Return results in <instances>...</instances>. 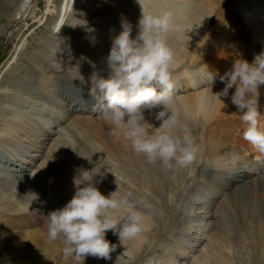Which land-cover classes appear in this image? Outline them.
I'll list each match as a JSON object with an SVG mask.
<instances>
[{
    "label": "rangeland",
    "instance_id": "obj_1",
    "mask_svg": "<svg viewBox=\"0 0 264 264\" xmlns=\"http://www.w3.org/2000/svg\"><path fill=\"white\" fill-rule=\"evenodd\" d=\"M67 1H71V4L69 5ZM136 1L138 0H0V166L2 171L6 168H11V166L15 168V164L18 163V171L14 172V174L18 176L24 174L22 176L25 177L22 179L25 180V189L31 191L33 194L44 192V198L51 201L56 210L62 209L67 202L71 200L70 195L61 197L56 188H51L46 179L40 176L38 177L37 172L38 167L43 164L48 153H50V155L52 154L50 150H63L64 154L60 155L61 159L58 162L64 160L67 170L74 173L76 176L81 169L90 172L94 170L96 176H94L93 182L98 190L106 197L109 196L110 193L117 191L118 187L122 194L130 193L131 196L129 199L135 210L139 211L144 218L145 227L142 231L144 235L141 233L139 236L141 238L147 235L150 239L149 243L145 244V248H143L138 255H135L134 252H132V248L129 246L125 247L131 251H126L125 254H123L125 249L122 246H118L116 251L111 253V257L115 260L114 264H198L200 260L206 261L201 259L200 255L208 253L210 254L208 258L209 262L207 261L205 263L200 261L199 263L264 264V207L260 208L261 214L259 213L257 218L248 217L246 214L247 212L243 208L241 210L240 208L236 209L229 207L230 211L226 213L223 211L224 216L222 217V213L220 214V212H218L220 215L215 213L213 218L206 220L200 219L201 221L199 219L196 220L195 224L202 223L209 227V231L207 230L206 232L207 235L205 234L208 239L205 241L201 240L199 243L203 242V244H205L197 248V250L184 253V251L186 252L185 234L189 232V230H187L184 225L183 228L180 227L179 229V219H186L189 215L196 214V210L203 207L204 204L207 205L206 201L199 206L197 205L198 207H192L189 196H193L198 192L204 193L203 196H205L210 192V181L202 180V182L206 184L204 187L200 186L198 183L196 184V181H198L196 173L204 172L205 167H207L205 165L206 163L208 165L207 161H209L207 158L204 159L206 162L201 159L202 156L206 154L203 151V139L212 137L218 145L220 144V148L221 145H224V148L229 145V142H227L228 139L218 142V139H222L224 134H221L220 130L213 126V122L209 116L210 109L207 108L206 112L201 110V114H197V117L184 118L180 114L183 123L190 129L199 147L201 157L197 156L195 163L189 167L190 169H182L183 171L185 170L184 172L181 169H178V172L176 169L179 177H176L175 181L172 179H170V181L168 180V184L166 183L165 186L162 187V189L165 187L168 189H161L162 191L158 190L157 193H155L156 189H154L156 186L153 183H149L151 182L150 179L144 180L148 182V184L144 181V183L137 181L135 179L136 177H133L134 174H140L141 176L148 175L149 170H147L146 166L150 163H148L142 155L134 153L130 142L123 135L118 137L112 135L110 125L101 116L98 117L100 119L97 120V123L89 124V120L94 121L92 118L97 117L94 112L85 111L74 114L72 111L74 105L78 103V99H86L89 96L91 87L92 75H90V68L87 67L89 65H84L82 61H79V52L80 48L82 49V44L86 42L87 47H84L83 50L85 53H89L90 50L93 52V48L88 42L95 41L93 44H95V48H97L101 54V58L99 62H97V68L100 72V76L107 78L108 69L106 57L110 53L112 38L117 35L118 28L122 25L120 21H124L126 18L130 17L131 20L133 19L130 22H136L138 27L143 10L145 14L162 15L164 13H171L172 15L174 27L168 34L167 39L169 46L174 51L175 57L171 71L172 79L174 78V85L176 82L178 85L182 83L181 80L174 77L181 70H188L190 72L193 70L195 73L196 71L197 73L198 71L199 73H204L206 70L213 76H216L211 84L216 82L218 86L217 92L222 91L225 87L220 77L232 67L234 61L237 59L236 56L233 58V55L232 59L224 56L223 53L218 52L216 47L213 48L211 45L220 38L219 30L223 32L225 27V34H228L230 22L238 23V19L245 20V17H242L243 15L240 13H244L243 5L245 2L249 4L251 0H226L224 3L218 1L217 4L209 5L206 7L209 11V15L205 17L199 14L195 28L184 25L183 20H180L181 16L187 11L184 5L177 3L180 5V9L177 11L178 7L168 3V8L166 10L163 9L164 3L158 8L156 3L157 0H141V3L139 1L135 4ZM165 1L168 2V0ZM252 1L257 2V4L261 6L264 5V0ZM29 5L32 11H27L31 13L28 12L26 16L22 15ZM198 6L199 5L195 8H198ZM237 7H239L240 10H237ZM67 8H69L67 16L64 17L61 11L67 10ZM195 8L191 9L192 17L199 13ZM176 12H179L180 16L177 15ZM236 12L239 13L238 16H235ZM246 16L250 17V13L248 12ZM62 23L64 28L63 25L61 26ZM217 27L219 28L217 29ZM260 27L261 25L258 23L256 28L259 29V34L258 32L255 34L253 30H249L248 34L250 35L245 42V44L249 43L254 51L257 50V54L264 52V29L261 32L260 30L262 28ZM113 29L118 30L113 31ZM134 37L136 36H132V38ZM99 38H101L100 41L98 40ZM81 40H83V42L80 45ZM86 44H83V46H86ZM183 46L184 57L181 59V57L178 56V50ZM207 46L211 47L207 49ZM175 60L182 65V69H179L178 66L174 67V63H176ZM247 61L251 63L253 58L250 57ZM196 64H200L201 66H195ZM215 65L220 67L215 69ZM219 68H221V71H219ZM194 78L196 84L192 87V90L185 92L181 86L178 89L179 91L174 94L175 98L182 95L186 96V94L190 95L192 94L191 92H198L203 90V88L207 89L209 84L206 78H201V75ZM199 85L201 87H199ZM48 90H50V92H47ZM230 92L232 94L234 91L230 90ZM204 95L208 97V91H206ZM230 98L231 96L229 97V104L233 107L234 105L231 104ZM56 100H62L66 106L63 109H58L56 107ZM3 109L7 111L4 113ZM67 110H69V112L65 113L64 111ZM160 110L162 109H155L153 111L158 112ZM259 113L258 123L260 124L261 130H264V128L262 129V127H264V109L260 108ZM24 114H27L26 118L23 117ZM238 118L240 119V116H238ZM145 119L152 124L153 127H160L161 122L157 121L155 116L148 111H145ZM100 120H103L101 125L98 123ZM48 121L50 123H47ZM16 124H18L17 133L13 130ZM86 124L91 127L89 128ZM204 124L206 125L205 128L203 127ZM38 125L45 126L47 130H44V127L42 128ZM32 129L37 132V134H31ZM207 129L213 130L208 132ZM38 133L40 135L44 134L42 136L48 137V139H40L37 136L39 135ZM12 135L14 136L13 142L15 141L12 145L15 150L12 149V146H8L2 141ZM236 135L235 139L239 140L238 133ZM214 137L216 138L214 139ZM235 139H233V141L237 142ZM57 142L62 144L60 148L54 147L53 144ZM235 142H233L232 145L236 148V157L240 159L244 157V155L240 153L243 146L237 143L236 145L234 144ZM104 147L106 150H104ZM20 149V154L27 149L29 151H27L28 156H31V158H34L32 155L39 154H41L43 158L37 160L38 158L35 157L34 160H32L30 168L28 167L25 172L23 168L24 164L27 163L23 160L18 161L17 154L15 153ZM109 149L113 152L108 151V153L107 150ZM75 150L84 153H76L74 155ZM88 151H92L93 154L90 153L88 155ZM239 154L241 155L239 156ZM89 158L92 159L93 162L90 161V163H88ZM77 159L81 160L76 161ZM243 162L244 160L242 164ZM152 165L155 166L159 164ZM251 165L255 167L257 164L251 163ZM247 167L248 165L242 168L245 170ZM257 168H259V166H257ZM54 169L56 170L57 167L55 166ZM51 172H54V170L51 169ZM11 174L12 173L9 171L6 173L3 172V175L7 177L6 179H8V181L12 179V181H16L19 179ZM262 174L250 180H259ZM145 178L146 176L144 179ZM102 179L109 185L104 184ZM68 180L69 178H67V182H71L74 187L73 179H71L72 181ZM68 183L66 185L67 193V188H71L68 187ZM142 183L143 185H141ZM181 183L182 185L180 186L179 184ZM107 186H110V188L114 187V189H108ZM218 188L222 190L220 187ZM183 194L184 196H182ZM226 197V194H223L221 199L224 198V200H226ZM259 197H261L259 200H263L264 194ZM211 198L212 197H207V199ZM214 200L216 202L215 198L212 201ZM231 201H234V199ZM210 203L212 202L210 201ZM215 206H217V204ZM232 209L238 211L232 213ZM163 212L165 215L168 213L169 216L172 215L173 217H170L171 219L168 218L167 221L169 223H167L165 227L162 226L163 222L159 219L160 216L164 214ZM248 218L252 219V221L249 222ZM2 220L4 219L2 218ZM152 220L154 221L153 224L151 223ZM175 220H178V222H175ZM204 221L205 223H203ZM22 222V225L21 222L18 223L15 221L4 223L0 226V233L6 232L12 234L16 233L19 229L36 230V228L39 227L35 226L36 228L31 229L24 223L26 221ZM158 222L160 223V229L157 227ZM212 222L213 225H211ZM147 225L151 226L150 229H147ZM156 227L159 230L156 229ZM190 235L192 236L189 238L192 237L193 239L194 232L191 231ZM106 238L112 244L116 243L119 245L118 236L113 235L111 231L106 234ZM189 240L190 239H187V241ZM13 248L15 247L13 246ZM206 248L208 249L205 250ZM26 255L27 254L21 255L19 259L16 258V260H19H17L19 264H26L27 262L25 263V261L27 260L29 263L32 256L29 255L26 257ZM36 259L38 264H43V255L36 257ZM13 260H15V258H13ZM5 261V263L11 264L10 259H6ZM211 261H213V263ZM47 262L46 264H51L50 261L47 260ZM72 263H74L73 259L71 262L61 261V264ZM0 264H3V262L0 261ZM84 264H98V261L97 258L92 259L91 257H87Z\"/></svg>",
    "mask_w": 264,
    "mask_h": 264
},
{
    "label": "clouds",
    "instance_id": "obj_2",
    "mask_svg": "<svg viewBox=\"0 0 264 264\" xmlns=\"http://www.w3.org/2000/svg\"><path fill=\"white\" fill-rule=\"evenodd\" d=\"M121 27L106 57L108 77L97 73L91 77L92 110L110 125L112 135H123L134 153L148 163H158L165 170L187 169L195 163L199 148L174 108V51L167 39L174 27L172 15L145 14L143 10L135 39L129 23L122 22ZM220 80L225 87L215 96L228 98L234 89L230 99L246 125L243 138L264 155V131L258 123L264 52L251 63L235 60ZM145 111L161 122L159 128L145 119ZM94 176V170H79L71 200L43 216L49 241L62 242L65 258H72L74 264H84L89 256L110 260L118 246L125 249L123 254L131 251L125 246L145 227L143 215L129 199L131 194H122L118 187L106 197L95 186ZM109 231L118 236L119 245L106 239Z\"/></svg>",
    "mask_w": 264,
    "mask_h": 264
},
{
    "label": "bare ground",
    "instance_id": "obj_3",
    "mask_svg": "<svg viewBox=\"0 0 264 264\" xmlns=\"http://www.w3.org/2000/svg\"><path fill=\"white\" fill-rule=\"evenodd\" d=\"M139 1L140 0L136 1L135 4L138 3ZM173 1H175L176 3ZM173 1L168 0V2H166L165 0H157L156 3H157L158 8L161 7L162 4L164 3L163 9H165V10L168 8L167 3L172 5V6H176V7H178L177 11H179V9H180L179 8L180 5H178L177 3L184 5V8H186L187 11L184 13L183 16H181L180 20H183L184 25L195 28V24L198 21L199 14L201 16H205V17L209 15V11L206 7H208L209 5L217 4L218 1L220 3H224L226 0H173ZM68 4L70 5L71 1H69ZM197 5H199L198 8H195ZM193 8H195V10L197 9V11L199 12L194 17L191 16V9H193ZM68 9L69 8H67V10L61 11L62 14L64 15V17L67 16ZM238 9L240 10L239 7H237V10ZM243 9H244L243 10L244 13H240V14L243 15L242 17H245V20L243 21L241 19H238V23L230 22V25H229L230 28H228L229 29L228 34H225L226 33L225 27L223 29V32L221 30H219L220 31L219 32L220 38L218 39V41H216L215 43H213L211 45V46H213V48L216 47L218 49V52L223 53L224 56H226L230 59H232V55H233V58L236 56V59L248 60L250 57L254 59V56L257 55V53H256L257 50L254 51V49L251 48V46L248 42H247L248 44H245L246 39H248L249 38L248 36L250 35V34H248V31L253 30V32H255V34H257L259 29L256 28V25H258V23H259V25H261L260 28H262L260 31L262 32V30L264 29V27H263L264 26V8H262V7L260 8L259 6L252 7V5L250 3L248 4L245 2V4L243 5ZM27 10L32 11V9H30V5L22 13V15L26 16L27 13L30 12ZM245 12H247V13L249 12L250 17L246 16L247 13H245ZM176 13H177V15L180 16L179 12H176ZM238 15H239V13L236 12L235 16H238ZM132 20L129 17V18H126L124 21H120V22L121 23L122 22L129 23L132 26V36H134V35L137 36V34H138L137 23L136 22L131 23L130 21H132ZM253 20L258 21V22H255ZM62 25H63V23L61 24V26ZM61 26H60V29H61ZM63 28H64V25H63ZM218 28L219 27H217V29ZM118 29H113V31L118 30L117 35L122 31L121 25L119 26ZM259 33L260 32H258V34ZM117 35H115V36H117ZM256 38H257V36H256ZM256 38H254V39H256ZM96 39H97V36H96ZM98 40L100 41L101 38H99ZM249 40H251V39H249ZM82 42H83V40H81L80 45L82 44ZM88 43L92 46L93 52H92V50H90L89 53H85L83 48L87 47V44H86V42H84L83 44H86V46H83V44H82V46H81L82 49L80 48L79 61H82L84 65H89L87 67L90 68V70H91L90 75H93L94 73H97L98 75H100V72L97 68V62H99V60L101 58L100 51H98L97 48H95V46H94L95 44H93V43H95V41H90ZM211 46H207V49ZM69 49H71V48H69ZM255 49H257V48H255ZM178 56L181 57V59L184 57V46L178 50ZM220 56H222V55H220ZM180 61L184 62L183 60H180ZM229 61L232 62L231 60H229ZM175 62H176V60H175ZM174 64H175L174 67L178 66L179 69H182L181 64H179L177 62ZM184 65H185V63H184ZM199 65L200 64H196L195 66L199 67ZM218 65H215V69L217 67H220ZM208 68H210V67H208ZM211 69H213V68H211ZM171 71H172V69H171ZM219 71H221V68H219ZM192 72H193V70H192ZM192 72H190L188 70H181L179 73L177 72L178 74H176L174 77L178 78V80H181L182 83L180 85L176 84L177 82L175 83L174 94H176L179 91L178 89L181 86H182V89L185 90V92L191 91L192 87L196 84L194 77H198L200 75H201V78L207 79L209 86L207 87V89L203 88V90H200L198 92H196V91L191 92L192 94H190V95L186 94V96L182 95V96L175 98L174 108L177 109L180 112V114L182 115V117H184V118L197 117V114H201V110L203 112H206L207 108L210 109L209 116L213 122V126L217 129H219L221 134L226 135V136L223 135L224 139L223 138L222 139L220 138L221 140L218 139V142L219 141H225L226 139H228L227 142H229V145L227 144L228 147H226V148H224V145H221V148H220L219 147L220 144L218 145L216 143V141L213 140L212 137H210L208 139L207 138L203 139V143H202L203 144V151L206 154H204L201 159L204 160L205 158H207V160H209V161H207L208 165L206 163L205 166H207V167H205L204 172H198L197 171L198 173H196L195 170H194V172L197 174L196 176L198 178L197 179L198 181H196V184L198 183V184H200V186L204 187V186H206V184H204L202 182V180L210 181L209 182V186H210L209 191L210 192L207 193L205 196H203L204 193H202V192H198V193H195L193 196H189V201H190V203H192V207L197 206V205L199 206L202 203H205L206 201H207V205L204 204L203 207L197 209L199 211L196 210V212H197L196 214L189 215L186 219H182V220L179 219V229H180V227L183 228V225H184L185 228L187 230H189V232H187L185 234L186 239H184V240H186L185 241L186 252L184 251V253H190L192 251L197 250V248H199L205 244V243L203 244V242L202 243H199V242L201 240L205 241L208 239L206 237V235H207L206 232H207V230L209 231V227H207L205 224L203 225L202 223L195 224L196 220H198V219L199 220L200 219L206 220V219L213 218L215 216V213H218V212H220V214L222 213L221 214V217H222V216H224L223 211H225L224 213L230 211L229 207L236 208V209L240 208L241 210L243 208L247 212L246 214L248 215V217L257 218V215H259V213H260V208L264 207V199L259 200L261 198L259 196L264 194V155H262L255 147H253L252 144H250L248 141H246L243 138V133L246 129V125L238 118L239 113H238L237 108L235 106L231 107L229 104V97L231 96V92H230L228 98H219V97L215 96V94L218 93L217 92L218 86H217L216 82L214 84H211V83L213 82L214 77L216 78V76H213L211 73H209L206 70H205V72L203 71L204 73H199V71H198V73H197V71H196V73L195 72L192 73ZM40 82H41V80H40ZM183 87H185V88H183ZM199 87H201V86L199 85ZM206 91H208V97H206L204 95V93ZM233 91H234V89H233ZM47 92H50V90H48ZM260 92H261V95H260L259 110H260V108L264 109L263 87L261 88ZM14 100H16V99H14ZM221 100L223 103L221 102ZM85 101H86V103H85ZM92 105H93V100L89 96L86 99L80 98V99H78V103L76 105H74V109L72 108V111L74 114L82 113L85 111L94 112L92 110ZM65 106L66 105L62 100H56V107L58 109H63ZM3 110H4V113L7 111L5 109H3ZM64 112L68 113L69 110L64 111ZM94 113L97 115V117L92 118V119H94V121L89 120V124L97 123V120L100 119V118H98L100 115L97 112H94ZM26 115L27 114H24L23 117L26 118ZM4 116H5V114H4ZM0 117H1V115H0ZM90 118H87V119H90ZM47 123H50V122L48 121ZM98 123H100V125H101V123H103V120H100ZM38 126H41L42 128L44 127V130H47V128L43 125H38ZM205 126L206 125L204 124L203 127L205 128ZM263 128L264 127H262V129ZM13 130L15 131V133H17L18 124L15 125V128H13ZM212 130L213 129H207L208 132H211ZM262 131H264V130H262ZM32 133L37 134V132H35L33 129H32L31 134ZM237 133H238L239 140L235 139V136H237L236 135ZM42 135H44V134H42ZM42 135L39 134L37 136L40 139H44V140H46L45 138L48 139V137H45ZM215 138L216 137H214V139ZM233 139H235L237 142L233 141ZM13 140H14V136L12 135V136H10V137L2 140V141L4 143H6L8 146H12V149L15 150L13 148V145H12L15 142V141L13 142ZM49 140H47V141H49ZM58 142L53 144L54 147L60 148L62 146V144L58 143ZM233 142H235L234 144L237 143V144L243 146V149L240 151V153L242 155H244V157H242L240 159H238L236 157V155L234 154V150L236 148H235V146L233 147V145H232ZM113 149H115V148H113ZM77 150H79V149H77ZM77 150L74 151V155L76 153H84V152H80V151L77 152ZM104 150H106L105 147H104ZM22 151H23V149H22ZM27 151L28 150L25 149V151L21 154H20L21 149L18 150V152L14 151L17 154L18 161L23 160L25 163H27V164H24V168H23L25 170V172H26V169H28V167L30 168V166L32 164V160H34L35 157L38 158L37 160H41L43 158V156L41 154L32 155L34 158H31V156H28ZM108 151L113 152L111 149L107 150V152ZM50 152H52V154L50 155V153H48L47 157H45L46 159L43 162V164L38 167V172H37L38 177L40 176L43 179H46L48 181L49 185L51 186V188L55 187L58 194L61 197L62 196L64 197V195H66V196L70 195V197L72 198L75 194V186L73 187L71 182L68 183L67 178H69L68 181H70L71 179H74V177H76V175L74 173H71L69 170H67V167L65 166L66 164L64 163V160L62 162H58L61 159L60 155L64 154L63 150H61V151L60 150L59 151H57V150L51 151L50 150ZM42 153H43V151H42ZM90 153L93 154L92 151H88V155ZM241 154H239V156ZM247 155H249V156H247ZM199 156L201 157V154L198 152V157ZM84 159H85V157H84ZM79 160H81V159H79ZM79 160L77 159L76 161H79ZM86 160H87V158H86ZM243 160H244V162L242 164ZM74 161H75V159H74ZM90 161H92V159L89 158L88 163H90ZM80 162H82V161H80ZM251 163L257 164V165L254 167L251 165ZM86 165H87V163H86ZM247 165H248V167L244 170L242 167L247 166ZM15 166H16L15 168L12 166L9 169L6 168V169H4V171H2V168L0 166V226L3 225L4 223L11 222V221H15L18 223L21 222V225H22L23 224L22 221H26L24 223L26 225H28V227L31 229L36 228L35 226H39V227L36 228V230L19 229L16 231V233H12V234H8L6 232L0 233V261L3 262V264H7V263H5L6 262L5 260L10 259L11 264H19L18 259L20 258V256L27 254L26 257L30 255V256H32L31 257L32 259L29 260V263H28V260L25 261V263L27 262L26 264H38L36 257H39L40 255H43V264L48 263L47 260L50 261L51 264H61V261L71 262L72 258H65L62 242H60V241L50 242L48 237H47V234H46L43 216H46L50 211L56 210L54 208V204L51 201L46 200V198H44V192H41L40 194L39 193L33 194L31 191L26 190L25 186H24L25 180L22 179L25 176H22V175H24L22 173H21L22 174L21 176L14 174V172L18 171V168H19L18 163L15 164ZM55 166L57 167L56 170L54 169ZM257 166H259V168H257ZM35 167H37V166H35ZM146 168H147V170H149L150 175L149 174L145 175L146 176L145 179H144L145 176H141L140 174H134L133 177L134 178L136 177L135 179L137 181H141V182H143L144 180L150 179L151 182H149V183H153L156 186L154 188V189H156L155 193H157L158 190H161L162 187L165 186L166 183L168 184L170 179L175 181V178L179 177L178 173H177L178 169H177V171H176V169L165 170L162 166H159V165L154 166L152 164L147 165ZM51 169H53L54 172H51ZM200 170H202V169H200ZM5 171L11 172L12 173L11 175L18 177L19 179H17L16 181H12L13 179L10 178V179H12L11 180L12 182L8 181V179H6L7 177L4 176L5 174L3 175V172L6 173ZM186 172H187V170H186ZM261 174H262V176H260L259 180H254V181L250 180L251 178L259 176ZM8 175H10V174H8ZM183 175H184V173H183ZM180 176H182V175H180ZM103 182H104V184H107L105 180H103ZM144 182H146V181H144ZM67 183L69 184L68 187H71V188H67L68 193L66 192ZM143 183L141 185H143ZM146 183H148V182H146ZM171 183H173V182H171ZM178 183H180V182H178ZM214 183H215V185L220 187L222 190H219V188L217 186H215ZM107 185H109V184H107ZM179 185L181 186L182 183ZM169 187H171V186H169ZM107 188L109 189L110 186H107ZM111 188L114 189V187H111ZM164 189H162V190H164ZM166 189H168V188H166ZM153 193H154V191H153ZM221 193H223L224 195L226 194V196H227L226 200H224V198L221 199V197L223 195ZM182 196H184V194ZM206 196L212 197V198L207 199ZM214 198L216 199V202H215V200L212 201ZM233 199H234V201H231ZM210 201L212 203H210ZM216 204H217V206H215ZM46 205H48V206H46ZM184 205H187V204H184ZM204 209H205V211H204ZM237 211L233 210V209L231 210L232 213L233 212L235 213ZM166 212H168V211H166ZM166 214L167 215H165V213H164L159 218L162 220L161 221V222H163L162 226H164V227L167 223H169L167 221L168 218L172 217V215L169 216L168 213H166ZM2 218L4 220H2ZM248 220H249V222L252 221V219H249V218H248ZM215 221H217V220H215ZM153 222L154 221L152 220L151 223L153 224ZM175 222H178V220H175ZM185 223H187V224H185ZM203 223H205V221ZM245 224H246V222H245ZM211 225H213V222L211 223ZM254 225H256V224H254ZM150 227L151 226L147 225V229H150ZM157 227L159 229L161 228L159 222L157 224ZM157 227H156V229H158ZM191 231L194 232V236H193L194 238L193 239H192V237L189 238L190 236H192V235H190ZM149 239L150 238L147 235L144 237L142 236L141 238H140V236H138L136 239L129 242L126 245V247L129 246L130 248H132V252H134L135 255H138L142 251V249L145 248V244L149 243ZM187 239H190V240L187 241ZM13 246L15 248H13ZM207 249L208 248H206L205 250H207ZM182 255H185V254H182ZM90 257H88V258H90ZM200 257H201V259L206 260V261H203V260H200V261H203L206 263L208 261V258L210 257V254L209 253L208 254H201ZM13 258H15V260H13ZM16 258H18L17 259L18 261L16 260ZM91 258L95 259L94 257H91ZM35 259H36V261H35ZM97 261H98V264H114V262H115V260L112 257L110 260L97 258ZM200 261H198V264H202V262L199 263ZM211 262L213 263V261H211ZM72 264H74V263H72Z\"/></svg>",
    "mask_w": 264,
    "mask_h": 264
}]
</instances>
